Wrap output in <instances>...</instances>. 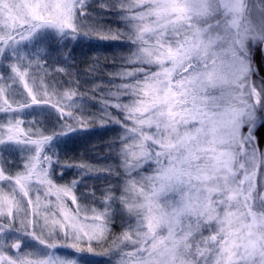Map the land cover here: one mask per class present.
<instances>
[{
  "label": "snow or ice",
  "instance_id": "snow-or-ice-1",
  "mask_svg": "<svg viewBox=\"0 0 264 264\" xmlns=\"http://www.w3.org/2000/svg\"><path fill=\"white\" fill-rule=\"evenodd\" d=\"M89 8L0 0V264H264V0ZM96 41L131 49L115 91L47 82L49 44ZM109 127L124 178L119 196L97 198L78 185L101 170L63 162L60 148ZM71 168L81 179L58 183ZM117 204L127 219L114 234Z\"/></svg>",
  "mask_w": 264,
  "mask_h": 264
},
{
  "label": "trees",
  "instance_id": "trees-1",
  "mask_svg": "<svg viewBox=\"0 0 264 264\" xmlns=\"http://www.w3.org/2000/svg\"><path fill=\"white\" fill-rule=\"evenodd\" d=\"M100 3L101 0H90L91 8H89V11H92V8H98ZM104 15L105 18L100 23L106 28L111 27L114 30L126 31L124 25L117 22L115 16L110 13H105ZM119 44L120 41H96L92 44H73L72 42H68L62 48L59 47L60 49H64V51L61 50L60 52L58 51L60 49L57 48L52 58L41 55V60L46 65V70L50 71L54 79L64 88H77L80 93L85 94L86 98L92 96L99 98L109 90H115V85H117L119 78H114L112 74L121 69V66L124 64L122 57L127 56L131 51L127 47H119ZM69 48L72 49L71 56L65 60L62 53L68 51ZM60 68L66 69L69 74L66 75L63 72L56 71ZM2 71L5 73L3 69ZM261 75H264V73H261ZM257 78L260 77L257 76ZM85 107L89 112L99 114V105L94 101L88 100ZM50 119L52 122H55V117ZM119 132L120 129L118 127H109L107 129L96 128L88 135L81 134L77 136L69 145L73 147L70 151H68L67 145L61 146V160L65 163H87L94 168L111 169V172L107 170L100 171V173L104 174V177H101L97 173L84 177L82 183L78 186L79 191L83 192L85 188L97 190L119 183L120 176L117 171H114L119 162L117 153H115V149L117 150L119 146L117 139ZM259 132L261 135V147L264 144V127L260 128ZM85 136H88L89 140H86ZM80 140L85 142V146L84 142H80ZM113 142L115 143L113 144ZM87 143L90 144L86 145ZM110 147L112 150H110ZM64 171L66 175L64 180H61L62 182L81 179L78 176V170L74 172L71 168ZM95 195H99V198H101L104 194L96 193Z\"/></svg>",
  "mask_w": 264,
  "mask_h": 264
},
{
  "label": "rangeland",
  "instance_id": "rangeland-1",
  "mask_svg": "<svg viewBox=\"0 0 264 264\" xmlns=\"http://www.w3.org/2000/svg\"><path fill=\"white\" fill-rule=\"evenodd\" d=\"M25 50H28V51H35V45H28L27 44V42L25 43ZM62 48L61 46H58L56 43H51V44H49L48 45V48H47V51H46V53H42L41 55H43L44 57H48V58H52L53 56H54V54H55V52H56V49L57 48ZM59 48V49H60ZM61 50L62 51H64V49H60V50H58V51H60L61 52ZM6 63V62H5ZM0 72H3L2 71V69H0ZM46 72L48 73V76H47V82L48 83H56V84H58L59 85V88H60V90L61 91H63L64 89H66V88H64L63 86H61L60 84H59V82L56 80V79H54V77H53V75H51V73H50V71H48V70H46ZM4 73V72H3ZM5 75L7 74L6 73V71H5V73H4ZM36 79H37V82H39V76H37L36 77ZM256 79H257V81H259V78H257L256 77ZM119 81L117 82V85H119L120 83H121V80L120 79H118ZM115 91V90H114ZM46 114V113H45ZM47 115V114H46ZM53 117H55L54 115H53ZM52 116L50 117V118H53ZM25 119H28V120H31L32 119V116L31 115H29V116H26L25 117ZM119 135H120V132L118 133V135H117V139H118V141H119ZM86 140H89L88 139V136H85L84 137ZM80 142H84V141H81L80 140ZM72 143V141H70L68 144H67V146H68V151H70L73 147L72 146H69L70 144ZM90 143H87L86 145H89ZM119 145V144H118ZM84 146H85V142H84ZM119 147H120V145L118 146V149H119ZM261 148L262 149H264V144L261 146ZM61 149V148H60ZM115 149V148H114ZM118 149L116 150L115 149V153H117V159L119 160V162H118V166L117 167H115V169H114V171H117L118 172V174H120L119 176H120V178H119V183L117 184L116 183V185H112V186H106L105 188H100V189H97V190H95V189H93V190H91L90 188H85L84 190H83V192L84 191H88V192H95V194L96 193H102V194H105V192H106V189H108L109 187H112L113 189H115V191H114V194L116 195V196H119L120 195V191H119V188L122 186V182H123V175H122V169H121V167H120V158H119V156H118ZM110 150H112L111 149V147H110ZM18 155H19V153H17V157H18ZM73 169V171L74 172H76L77 171V169L76 168H72ZM95 169H98V168H95ZM100 169V168H99ZM105 169V170H104ZM104 169H100L101 171H106L107 170V168H104ZM66 170V169H65ZM108 171V170H107ZM57 172H59V169H57ZM94 173H97L98 175H101V177H104V174H102V173H100V171L99 172H94ZM78 176L79 177H81V173L78 171ZM99 179V178H98ZM58 183H61V184H63V183H66V182H62V181H58ZM79 186V185H78ZM79 192H82V191H79ZM79 192H78V194H79ZM96 197L97 198H99V195H96ZM70 203V202H69ZM81 203L82 204H86L87 202H84V201H81ZM71 206V205H70ZM94 206H98V205H94ZM114 207L117 209V214H116V216L114 217V227H113V229H112V231H113V233L114 234H118L119 232H121V220L122 219H124V220H126L127 219V217H122L121 215H120V213H119V205L117 204V205H114Z\"/></svg>",
  "mask_w": 264,
  "mask_h": 264
}]
</instances>
